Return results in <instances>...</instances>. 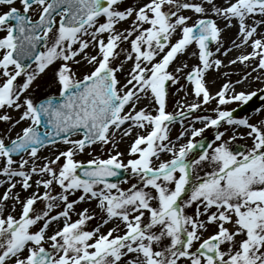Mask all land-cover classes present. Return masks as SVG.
Here are the masks:
<instances>
[{
	"label": "snow or ice",
	"instance_id": "snow-or-ice-1",
	"mask_svg": "<svg viewBox=\"0 0 264 264\" xmlns=\"http://www.w3.org/2000/svg\"><path fill=\"white\" fill-rule=\"evenodd\" d=\"M261 85L264 0H0V264H264Z\"/></svg>",
	"mask_w": 264,
	"mask_h": 264
},
{
	"label": "rangeland",
	"instance_id": "rangeland-1",
	"mask_svg": "<svg viewBox=\"0 0 264 264\" xmlns=\"http://www.w3.org/2000/svg\"><path fill=\"white\" fill-rule=\"evenodd\" d=\"M43 83V81L41 82ZM220 84V82H217L215 85H214V89L216 87H218ZM262 87H264V85H261ZM40 89H37V92L36 94H40ZM43 91H48V88H44ZM183 93H179L177 94V96L174 97V99L178 98L180 95H182ZM250 105H251V101H249V103L243 107H238L237 104H232V105H229L228 107L230 108H238V110L240 109H243L241 112L237 113V116L239 118H243V117H247L249 118L250 120H252L253 122H259L260 119L262 118L261 115H260V111H257V109L261 110V111H264V105L260 108H257L255 110L253 109H250ZM172 105H170L171 107ZM215 105H211V106H204V109H206L207 111L205 110H201V112L199 114H211V107H214ZM199 126V125H197ZM177 130H179V126H177ZM223 130V129H221ZM214 129H208L206 132H205V137H210L211 139H214ZM227 135V134H226ZM201 138L200 137H197V140H200ZM245 142L244 141H234L233 144H244ZM126 148V144H121V150H124ZM84 158V157H82ZM124 186H127V184H125Z\"/></svg>",
	"mask_w": 264,
	"mask_h": 264
},
{
	"label": "bare ground",
	"instance_id": "bare-ground-1",
	"mask_svg": "<svg viewBox=\"0 0 264 264\" xmlns=\"http://www.w3.org/2000/svg\"><path fill=\"white\" fill-rule=\"evenodd\" d=\"M235 71H236V72H240L241 69H240L239 67H237V68L235 69ZM221 79H222V77H220L219 75H217V74H215V73H213V74H211V75L209 76V80H210V81H211V80H215L216 83H217V82H220ZM232 79H233V80L236 79V76L233 75ZM216 83H215V84H216ZM215 84H212V83L209 84V87L212 89L213 92H215V90L217 89V87L214 89V85H215ZM182 95H183V94H182ZM182 95H180V96H182ZM189 99H191V97H189Z\"/></svg>",
	"mask_w": 264,
	"mask_h": 264
}]
</instances>
